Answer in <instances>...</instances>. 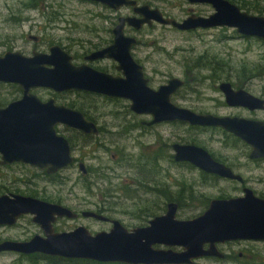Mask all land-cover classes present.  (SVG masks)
Listing matches in <instances>:
<instances>
[{
    "label": "rangeland",
    "instance_id": "1",
    "mask_svg": "<svg viewBox=\"0 0 264 264\" xmlns=\"http://www.w3.org/2000/svg\"><path fill=\"white\" fill-rule=\"evenodd\" d=\"M36 1V5H33L30 0H0V53L20 50L31 54L34 49L47 51L52 44L58 43L73 55L81 56L95 47L106 45V43H98L94 32V29L106 25L103 19L95 18L97 13L102 12L101 7L86 0ZM140 2L157 7L165 15L179 20L185 18L191 10L205 15L214 11L211 5L191 4L187 0H140ZM232 2L251 14L264 15V0ZM25 6L30 8L27 9ZM50 12L56 14L60 12L62 18L50 22L48 19ZM13 15L17 16L15 20L12 19ZM23 20L25 21L22 22ZM100 35L105 37L107 34L101 32ZM133 35L139 40L133 49V54L144 65L152 87L157 88L173 76L186 80V86L173 98L178 105L197 112L264 120V110L250 111L241 106H229L219 88L222 82L229 81L236 88H244L264 98L263 39L240 36L235 29L229 27L182 32L160 24H155L152 28L145 27ZM30 36H36L38 40L35 41ZM200 56H204L203 62L213 60L210 69L195 67ZM78 62L82 60L78 59ZM95 65L113 72L115 63L113 60H104ZM5 85L0 86V97L6 102L12 101L15 90ZM33 92L44 100L54 97L58 102L73 104L76 108L83 109L97 121L104 132L87 144H83L75 131L60 127V132L74 141V154L78 162L63 170L56 183L49 182L43 177L36 178L39 171L33 168L17 165L9 168L1 167V191L3 186H8L9 191L18 190L22 194L36 192L39 198L43 195H50L53 198L62 196L66 205L75 207L74 209L78 211H96L98 205L103 204L102 192L94 188L89 193L83 188L78 163L82 161L87 167H102V171L111 178L109 180L114 187L121 181L132 178L133 171L138 172L127 164L119 166L118 160L121 157L125 160L130 156L134 158L140 154L159 157L157 169L160 170L153 176L150 169L145 174L141 173L140 177L144 175L149 179L148 181L153 180L155 183L158 181L160 185L167 186L172 194L180 188H185L187 191L192 190L193 195L198 198L210 201L218 197L242 195L243 187L247 186L257 195L264 196V158L257 161L250 159L251 147L248 144L245 145L243 141L235 143L233 137H227L219 129H191L180 123L147 126L143 122L151 120L152 117L134 113L130 109L129 100L109 99L105 96L81 92L55 94L46 88H34ZM17 95L19 97L21 92ZM179 139L207 148L223 163L232 165L231 167L244 177L245 183L214 179L212 176H205L204 172L194 166L174 164L172 159L174 151L169 147V143L172 144ZM90 179L100 183L101 189L102 186H106L104 183L108 180L105 179V182L100 180L95 173ZM19 180H25V183ZM59 181L61 184H57ZM95 186L98 185L95 183ZM142 188H133L141 196L140 199L155 201L158 198L163 205L166 204L167 201L158 197L156 192L144 193L141 191ZM113 194L115 196L113 198L118 197L116 212L107 211L104 212L105 215L120 220L128 229L148 225L150 220L137 219L133 213L139 206L136 200L125 199L123 194L118 192ZM113 198L111 200L116 201ZM205 210L204 203L194 200L179 209L178 217L191 219ZM162 213H165V210L160 212ZM79 225L86 226L92 233L109 231L112 227L110 222L82 216L78 220L64 219L57 227L65 230ZM37 231L34 223L26 217L19 220L18 225L14 227H0V240L24 239ZM156 247L164 248L162 245ZM234 250L237 255L244 253V258H241L240 262L231 264H264V242L242 241L234 245ZM32 261L33 259L16 253L0 254V264H33ZM195 264L230 263L205 258Z\"/></svg>",
    "mask_w": 264,
    "mask_h": 264
},
{
    "label": "water",
    "instance_id": "2",
    "mask_svg": "<svg viewBox=\"0 0 264 264\" xmlns=\"http://www.w3.org/2000/svg\"><path fill=\"white\" fill-rule=\"evenodd\" d=\"M113 8L135 6L143 18H122L115 29L113 44L92 52L87 60L113 59L121 74L98 70L89 64L76 65L73 57L60 45L49 53L21 51L0 53V83L16 84L22 96L0 107V155L3 164L23 162L55 173L74 162L73 150L67 137L57 132L56 125L64 124L86 134L97 135V124L79 110L56 105L54 98L44 102L33 88H49L56 92L79 90L130 101L136 114L151 115L148 125L167 121H183L193 126L221 127L251 147L250 159L264 158V120L239 116H218L200 113L176 105L172 96L183 85L179 77L154 89L149 85L143 66L133 57L136 38L124 33L125 21L136 28L156 20L180 30L229 27L249 37L264 39V16L248 13L230 0H187L191 4H210L214 12L209 16L190 15L182 21L165 17L149 5L137 6L135 0H92ZM220 89L230 106L249 110L264 109V98L246 89H234L230 82H222ZM175 160L190 162L200 170L241 183L244 178L225 163L216 160L204 147L196 144L174 143ZM87 173L84 163H80ZM179 204L170 202L167 211L150 219L148 225L128 229L118 219L104 213L85 210L82 215L111 222L109 231L92 233L80 225L71 231L55 232L57 217L76 218L77 213L61 204L34 197L14 194L0 198V225H12L24 214H33L45 236L35 235L27 241L8 240L0 243L1 251L24 254L41 252L64 258L94 260L101 263L128 264H193L197 259L214 255L222 257L219 243L233 240H264V197L250 187L243 194L229 198H214L209 207L191 219L178 217ZM208 249H205L206 245ZM162 245L164 248H156ZM181 247L182 250H175Z\"/></svg>",
    "mask_w": 264,
    "mask_h": 264
},
{
    "label": "flooded vegetation",
    "instance_id": "3",
    "mask_svg": "<svg viewBox=\"0 0 264 264\" xmlns=\"http://www.w3.org/2000/svg\"><path fill=\"white\" fill-rule=\"evenodd\" d=\"M86 1H89V2H92V4H94L95 6H99V7H101V13H97L96 15H95V18H100V19H103L104 21H105V24L106 25H103V26H101V27H99L98 29H94V32H95V36H96V38H97V41H98V43H106V45H100L99 47H95V48H93V49H91V50H89V51H86V52H84L81 56H76V55H73L70 51H68L65 47H63L62 45H60V44H58V43H55V44H52L49 48H48V50L47 51H39V50H37V49H34V50H32V53L31 54H26V53H24L25 55H32L33 53H34V51H39V52H44V53H49L50 52V48L52 47V46H54V45H60L63 49H65L70 55H72V57H73V63L74 64H76V65H82V64H89L90 66H92V67H94V68H96V69H98V70H101V71H105V72H109V73H112V74H121V72L117 69V65H118V63L115 61V60H113V59H96V60H87L86 59V57L88 56V55H90L92 52H94V51H97V50H99V49H102V48H104V47H107V46H109V45H111V44H113V42L115 41V38H116V34H115V29H116V27L119 25V23L121 22V19L122 18H128V17H131V18H133V17H135V18H138V19H141V18H143V15L141 14V13H137L136 11H135V6H133V5H123V6H121V7H119V8H113V7H111V6H109V5H107V4H104V3H102V2H97V1H92V0H86ZM135 1H137V6H142V5H149L151 8H153V9H155V8H157V7H153V6H151L150 4H148V3H142V2H140V0H135ZM231 1V0H230ZM189 2V1H188ZM232 2V1H231ZM190 3V2H189ZM195 4H200V3H195ZM205 4H207V3H205ZM26 5V4H25ZM208 5H210V4H208ZM33 6V5H32ZM212 6V5H211ZM27 9H29L30 7H28V6H25ZM240 7V6H239ZM241 8V7H240ZM157 9H159V8H157ZM214 9V8H213ZM160 10V9H159ZM241 10H243V9H241ZM161 11V10H160ZM244 11V10H243ZM162 13H163V15L165 16V17H169V16H167V15H165L164 14V12L163 11H161ZM214 12V11H213ZM212 12V13H213ZM212 13H210V14H212ZM249 13V12H248ZM193 14H196V15H201V16H209L210 14H207V15H205V14H202V13H200V14H198V13H196V12H194L193 10H191L190 11V13L186 16V17H188V16H190V15H193ZM264 16V15H263ZM16 17L17 16H12V19L14 18V20L16 19ZM185 17V18H186ZM62 18V14L59 12H57V14L56 13H54V12H50L49 14H48V19H49V21L50 22H54V21H57V20H59V19H61ZM171 18H173V17H171ZM185 18H182L181 20H179V19H176V18H174V19H176V20H178V21H182V20H184ZM25 20H23L22 22H24ZM153 23H152V25H150V24H148L147 22L145 23V24H143V26L142 27H140V28H136V27H134V26H132V25H130L129 23H128V21H125V25H124V33H125V35L126 36H130V37H134V38H136V43H135V45L133 46V48H132V55H133V57L135 58V56H134V54H133V49H134V47L136 46V44L139 42V40H138V38H137V36L136 35H133V34H137V33H139L140 31H142L145 27H149V28H152V27H154L155 26V24H160L159 22H157L156 20H153L152 21ZM160 25H163V24H160ZM164 26H171V25H164ZM171 27H173V26H171ZM174 29H177L178 31H182V32H187V31H192V30H180V29H178V28H176V27H173ZM214 28H216V27H214ZM202 30H206V29H211V28H201ZM234 29V28H233ZM194 30H200V29H194ZM236 30V29H235ZM101 32H104V33H106L107 35L105 36V37H102V35H100V33ZM236 32H237V30H236ZM238 33V32H237ZM240 36H243V37H246L245 35H243V34H241V33H238ZM33 40H35V41H37L38 40V37H36V36H30ZM247 37H249V36H247ZM257 38V37H256ZM261 39V38H260ZM264 40V39H263ZM18 51H20V50H18ZM22 52V51H21ZM78 59H81L82 60V62H78ZM136 59V58H135ZM104 60H113L114 61V63H115V65H114V71L113 72H111V71H109V70H104V69H102V68H100V67H98V66H96L95 64H97V63H99V62H101V61H104ZM137 60V59H136ZM138 62H139V60H137ZM140 63V62H139ZM141 64V63H140ZM142 66H143V68H144V72H145V75H146V77L149 79V85L151 86V84H150V78L147 76V73H146V71H145V67H144V65L143 64H141ZM173 77H177V76H173ZM173 77H171V78H173ZM180 78V77H179ZM182 79V78H181ZM182 80H184V85L175 93V94H173V96H172V101L175 103V101L173 100V98H174V96L175 95H177L178 93H179V91L181 90V89H183L185 86H186V80L185 79H182ZM168 81H169V79H168ZM167 81V82H168ZM166 82V83H167ZM227 82H229V81H227ZM166 83H163V84H166ZM231 83V82H230ZM3 84H6V83H3ZM163 84H161V85H163ZM232 84V83H231ZM7 85H16V84H7ZM161 85H159L157 88H155V87H152V88H154V89H158ZM232 86H233V88L234 89H239V88H236V87H234V85L232 84ZM20 87V86H19ZM220 88V87H219ZM34 89V88H33ZM33 89H32V91H33ZM46 89H49V88H46ZM244 89V88H243ZM49 90H51V91H53L55 94H70V93H72V92H81V93H84V94H87V93H89V94H94V95H100V94H96V93H92V92H86V91H79V90H70V91H63V92H56V91H54V90H52V89H49ZM221 90V89H220ZM248 91V90H247ZM224 94V93H223ZM22 96V88H21V95L19 96V97H16V98H14V99H12V101H7V102H5V103H3V104H0V107H6L9 103H11V102H13V101H15V100H17V99H19L20 97ZM101 96H105V95H101ZM225 96V95H224ZM105 97H108L109 99H124V98H116V97H109V96H105ZM260 97V96H259ZM52 98H54V97H51V98H49V99H47V100H44V99H42L44 102H46V101H48V100H50V99H52ZM263 98V97H262ZM54 100H55V104L56 105H65V106H67V107H70V108H73V109H76V110H79V111H81V112H83L84 114H85V116H86V118H88L89 120H92V121H94L96 124H97V126H98V128H99V134L101 133L100 132V126L98 125V123H97V121L96 120H93L92 118H90L87 114H86V112L85 111H83L82 109H80V108H76L74 105H72V104H66V103H62V102H58L57 100H56V98H54ZM125 100H127V99H125ZM225 102H226V100H225ZM227 103V102H226ZM176 105H178L177 103H175ZM180 106V105H179ZM230 106V105H229ZM191 109V108H190ZM193 110V109H192ZM257 110H264V109H257ZM195 111V110H194ZM251 111V110H250ZM253 111H256V110H253ZM200 113H203V112H200ZM204 113H207V112H204ZM211 114H213V113H211ZM139 115H142V114H139ZM144 115V114H143ZM147 115V114H146ZM216 115V114H215ZM151 116V115H150ZM218 116H231V115H218ZM152 117V116H151ZM153 119V117L151 118V120ZM151 120H149V121H151ZM149 121H147V122H143V124L144 125H147V126H153V125H156V124H153V125H148L147 123L149 122ZM161 123H180L179 121H167V122H161ZM161 123H158V124H161ZM180 124H182V125H184V126H188L189 128H191L190 126H193V125H185V123H180ZM66 127V128H68L69 130H72V131H75L78 135H79V137L81 138V142L83 143V144H86L85 142H87V140H84V139H86L85 138V136H90L91 138L90 139H88L89 141L88 142H90V141H92L95 137H97L99 134H97V135H91V134H86V133H84V132H82L81 130H79V129H76V128H73V127H70V126H68V125H64V124H58V125H56V129H57V132L59 133V134H61V135H64V134H62L61 132H60V127ZM195 127H198V128H203V129H210V128H217V129H222V130H224L223 128H221V127H207V126H194V128ZM226 131V130H225ZM227 132V131H226ZM229 133V132H228ZM232 134V133H231ZM65 137H67L66 135H64ZM68 139H69V141H70V143H71V147H72V150H73V156H74V162L71 164V165H69V166H67V167H65V168H63V169H60V170H58L57 172H55V173H49L48 171H47V169H45V168H41V167H39V166H35V165H31V164H28V163H23V162H13V163H10V164H3V163H1L0 162V168L1 167H4V168H9V167H12V166H20V167H24V168H33V169H36V170H38L39 172L36 174V178L37 177H43V178H45L47 181H51V182H53V181H55V183H56V181H57V178H59V176H60V173L63 171V170H65V169H68V168H70V167H72L73 165H75L76 164V162H78V159H77V157L75 156V154H74V149H75V146L73 147V145H72V142H71V138H69V137H67ZM243 141V140H242ZM244 142V141H243ZM174 143H182V144H192V143H190V142H187V141H185V140H182V139H179V141H177V142H173L172 144L171 143H169V147L170 148H172L173 149V145H174ZM74 145H75V143H74ZM197 145V144H196ZM198 146H200V145H198ZM203 147V146H202ZM205 148V147H204ZM207 149V148H206ZM208 150V149H207ZM173 151H174V149H173ZM209 151V150H208ZM210 152V151H209ZM211 153V155L213 156V152H210ZM216 160H218L219 161V159L217 158V157H215V156H213ZM172 158L174 159V161H176L175 160V152L172 154ZM2 160V155H0V161ZM256 160V159H255ZM177 162V161H176ZM80 163H84V162H82V161H80L79 163H78V168H79V170H80V172H81V174H88V169H89V167H87L86 166V168H87V173H83V171L81 170V168H80ZM178 163H181V164H187V163H189V164H191L190 162H178ZM85 164V163H84ZM86 165V164H85ZM227 165V164H226ZM195 167V166H194ZM229 167H231V166H229ZM197 168V167H196ZM232 168V167H231ZM233 169V168H232ZM234 170V169H233ZM202 172H204V173H206V174H209V175H211V176H217L218 178H219V180H221V179H226V180H230V179H227V178H223V177H221V176H218V175H215V174H210V173H207V172H205V171H203V170H201ZM235 171V170H234ZM236 172V171H235ZM237 173V172H236ZM239 174V173H238ZM244 178V177H243ZM20 182H22V183H25V180H19ZM232 181H237V180H232ZM237 182H239V181H237ZM28 183H30V182H28ZM239 183H241V182H239ZM243 183H245V179H244V182ZM243 183H241V184H243ZM9 185H11V183H8ZM57 184H61V181H59ZM244 187H246V186H244ZM244 187H243V189H244ZM14 194H20V195H24V196H30V197H34V198H37V199H40V200H43V201H47V202H50V203H57V204H61V205H63V206H65V207H68V208H70L72 211H74L75 213H77V217L76 218H68V217H66V216H64V217H57V219H56V221L53 223V226H54V229H55V232H61V231H71V230H74L75 228H77L78 226H76V227H74V228H69V229H65V230H60L58 227H57V225H58V223H60V221H62V220H64V219H72V220H78L81 216L82 217H84L83 215H82V213H83V211H85V210H83V211H78L77 209H74L73 207H71V206H69V205H66L64 202H65V200L62 198V196H59L58 198H53V197H51L50 195H43V196H41V198H39V196H38V194L36 193V192H30V193H27V194H22V192H20V191H18V190H16V191H9V188H8V186H3V189H2V191L0 190V198L2 197V196H4V195H9V196H13ZM230 196H226V197H218V198H229ZM214 199V198H213ZM211 200L212 199H210V201H209V203H208V205L206 206V209L209 207V204H210V202H211ZM169 204V203H168ZM168 204H167V206H168ZM179 209H180V206H179ZM97 211V210H96ZM167 211V208H166V210H165V212ZM98 212V211H97ZM179 212V211H178ZM100 213H103V212H100ZM162 214H164V213H162ZM162 214H159V215H162ZM156 216H158V215H156ZM26 217H28L33 223H34V225L37 227V232H35V233H33L31 236H29V237H27V238H24V239H10V238H4V239H2V240H0V243H2V242H5V241H8V240H13V241H27V240H30L32 237H34L35 235H40V236H45V232H44V230L42 229V227L38 224V223H36V222H34L33 221V218H34V216H33V214H24V215H22V216H20L19 218H18V220H17V222L16 223H14V224H12V225H0V227H2V228H7V227H14V226H16V225H18V222H19V220H21V219H23V218H26ZM109 217V216H108ZM86 218V217H85ZM111 218V217H110ZM154 218V217H153ZM94 219V218H93ZM111 219H115V218H111ZM103 222H105V221H103ZM111 223V222H110ZM112 224V223H111ZM124 225V224H123ZM80 226V225H79ZM111 229V228H110ZM242 241H252V240H233V241H227V242H225V243H219L218 244V250L223 254V256L222 257H219V256H214V255H207V256H203V257H201V258H199V259H197L193 264H195L197 261H199V260H201V259H205V258H207V259H212V260H216V261H219V262H223V263H235V262H240L242 259L241 258H244V253H240L239 255H237L236 254V252H235V250H234V245L235 244H237V243H239V242H242ZM255 242H264V240L263 241H255ZM157 246H161V245H157ZM208 247H209V245L207 244L206 246H205V249H208ZM174 249L175 250H178V251H181L182 250V248H179V247H174ZM1 253H16V254H19V255H21V256H25V257H27V258H29V259H33V264H80L79 262V260H85V259H77V258H64V257H60V256H53V255H47V254H44V253H41V252H35V253H31V254H24V253H19V252H15V251H1L0 252V254ZM39 258V259H38ZM85 261H87V262H90V261H93V260H85ZM96 262V261H95Z\"/></svg>",
    "mask_w": 264,
    "mask_h": 264
},
{
    "label": "trees",
    "instance_id": "4",
    "mask_svg": "<svg viewBox=\"0 0 264 264\" xmlns=\"http://www.w3.org/2000/svg\"><path fill=\"white\" fill-rule=\"evenodd\" d=\"M32 2L33 5H36L37 1L36 0H30ZM231 1H235L237 2V0H231ZM247 7V6H245ZM256 7V6H255ZM248 10V9H247ZM204 56H200L195 64L196 68H211V65L213 63V60L210 59L208 61H204ZM0 86H6L3 83H0ZM11 87L14 88L15 92H14V98H16L19 94V92H21V87H19L18 85H9ZM13 94V93H12ZM88 95H91L89 93H87ZM6 101L3 100V98L0 97V104L5 103ZM73 105V104H72ZM83 110V109H82ZM84 111V110H83ZM86 112V111H85ZM86 114L88 115V113L86 112ZM90 118H92L93 120H95L92 116L88 115ZM137 125V124H136ZM191 129H203V128H198L194 126H190ZM213 129H217V128H213ZM222 132L225 133V135L228 137H233L235 143L238 142H242V140L238 137H236L235 135L226 132L225 130L220 129ZM100 132H104L103 128L100 127ZM87 140V142H85L86 144L88 143V139H90V136H85ZM186 141V140H185ZM72 145L73 147L74 145V141L71 139ZM192 143V142H190ZM192 144H196V143H192ZM198 145V144H197ZM246 145V143H245ZM101 148H103V146H100ZM98 149V148H97ZM118 152H120L118 150ZM124 154V153H122ZM162 156V154H161ZM213 156H215V154L213 153ZM173 159V158H172ZM158 160L159 157H147V156H142V155H138L137 157H131L127 158L125 160L124 157H121V159L118 160V164L119 166H124V164H127L128 166L134 168L136 171L132 172V178H130L129 180H123L120 182V184L117 186L112 187L111 185V181L109 179H111L109 176H107L105 174L104 171H102V167L99 168H92L89 167L88 169V174H82V186L84 189H86L87 192L91 193V191H93L94 188H97L98 190H100L102 193V197H103V204L102 205H98L97 207V211L98 212H109V213H114L116 212V206H117V200L118 197H115L113 193H120L121 195L123 194V197L125 199H132V200H136L137 203H139V206L135 208L134 212L136 215L137 219H141L142 221H149L151 218L155 217L156 215H159L160 212L162 210H166L167 208V204L170 202H177L180 206V208H184V206L190 204L192 201H200V203H204L206 206L209 203V200L207 201V199L205 198H198L197 196L193 195V191L189 190L187 191L185 188H180L177 191L174 192V194H172V191L165 185H160V183L158 181H156V183L152 180V181H148L149 179H146V176H142L140 177L141 173L145 174L146 171H149L151 169V174L153 176L157 175L159 173L160 170H158ZM259 159H256V161ZM219 161L223 162L222 160L219 159ZM174 164H181L178 163L176 161H174ZM188 165L193 166L192 164L187 163ZM232 166V165H231ZM95 173L97 174V177L105 182V179H108L104 184L106 186H102L103 189H101V184L97 183L96 180L92 181L91 175ZM205 176H211L205 173ZM214 179H219L217 176H212ZM97 179V180H99ZM151 179V178H150ZM145 182H150V183H145ZM95 183L98 186H95ZM109 183V184H108ZM136 187L138 189H141L144 193H150L153 192L157 194L158 197L165 199L166 204L163 205V203H161V201L157 198L155 201H150L149 199H146L145 201L142 200V198L140 199L141 196H139L137 194V192L135 190H133V188ZM150 191V192H149ZM261 197H264L263 195H261ZM116 199V201H112L111 199ZM142 203V204H141ZM141 204V205H140ZM128 213V212H126ZM80 264H121V263H101V262H94V261H90L87 262L85 260H79Z\"/></svg>",
    "mask_w": 264,
    "mask_h": 264
},
{
    "label": "bare ground",
    "instance_id": "5",
    "mask_svg": "<svg viewBox=\"0 0 264 264\" xmlns=\"http://www.w3.org/2000/svg\"><path fill=\"white\" fill-rule=\"evenodd\" d=\"M244 108H246V107H244ZM248 109V108H247ZM180 123H185V124H188V125H191V124H189L188 122H183V121H179ZM194 166V165H193ZM156 248H161V247H156ZM94 261V260H93ZM95 262V261H94ZM122 264V263H121ZM124 264H128V263H124Z\"/></svg>",
    "mask_w": 264,
    "mask_h": 264
}]
</instances>
